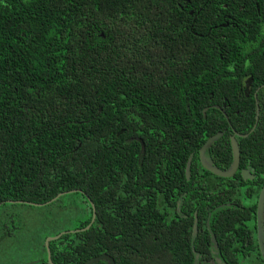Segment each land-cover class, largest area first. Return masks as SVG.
<instances>
[{
	"label": "trees",
	"instance_id": "trees-1",
	"mask_svg": "<svg viewBox=\"0 0 264 264\" xmlns=\"http://www.w3.org/2000/svg\"><path fill=\"white\" fill-rule=\"evenodd\" d=\"M217 133L204 158L228 171L233 137L231 178L199 162ZM262 188L264 0H0V245L26 231L10 260L48 264L90 201L53 264H255Z\"/></svg>",
	"mask_w": 264,
	"mask_h": 264
},
{
	"label": "water",
	"instance_id": "water-1",
	"mask_svg": "<svg viewBox=\"0 0 264 264\" xmlns=\"http://www.w3.org/2000/svg\"><path fill=\"white\" fill-rule=\"evenodd\" d=\"M220 137V134H217L215 136L210 137L209 139L206 140V142L203 144V146L200 148L199 153H198V158H199V162L200 165L202 166V168L208 172H210L211 174L220 177V178H231L232 176H234V174L237 172L238 167H239V162H240V158H239V149H238V145L235 142L234 138L231 137L230 139V147H231V153H232V163L231 166L229 168L228 171L222 172L221 170H218L214 167H212L208 162H206L205 158H204V154L205 152L212 146V144L214 142H216L218 140V138ZM142 144V143H141ZM241 177L246 180L251 178L249 173L245 170L241 171ZM75 193V191H70V192H66V193H61L59 195L56 196V198H54L53 200H51L50 202L43 204V205H36V204H31L28 202H11L9 201L8 204L10 205H26V206H32V207H36V208H41L44 206H47L51 203H53L55 200H57L60 197H63L65 195H70ZM264 192H262V194L260 195L259 198V202L257 205V230H258V246H259V250H260V254L261 257L264 261V232H263V226H262V220L264 217ZM91 208H92V216H91V221L89 223V225L81 230H76V231H68V232H63L55 237H51V238H47L44 246L46 249V255H47V261L49 264H52L51 262V255H50V249H49V242L51 241H56L59 238H61L63 235H67V234H74V233H79V232H84L87 231L91 228L92 224L94 223L95 220V208L92 205V203L89 201ZM212 242L215 244V239L212 237ZM100 262H105L107 264H114V261L105 255L99 256L97 258H93L90 259L89 261H87L85 264H98Z\"/></svg>",
	"mask_w": 264,
	"mask_h": 264
},
{
	"label": "rangeland",
	"instance_id": "rangeland-1",
	"mask_svg": "<svg viewBox=\"0 0 264 264\" xmlns=\"http://www.w3.org/2000/svg\"><path fill=\"white\" fill-rule=\"evenodd\" d=\"M8 209H11V212L16 214V215H19L21 217L22 216H26V219H30L29 221L33 220L34 218H36L38 216L39 213L37 212H31L29 210H26L24 208H17V207H7ZM32 218V219H31ZM29 222H25V224H27V227L28 225L32 226L33 224L32 223H29ZM66 224V223H65ZM62 225H64V221L62 222ZM26 231L25 230H22L18 233L15 234V240H14V243L12 240L10 241H7L5 242L4 244H1L0 246V254L3 255V258L1 259L0 261V264H17L14 260H10V253H11V249L12 250H15L17 252V249H15V247L20 244V243H25L23 237L26 235L25 233ZM2 245H5L4 247H2ZM31 248L30 244L25 247L24 249H29ZM32 257H28L27 259V263L31 262L32 260H29L31 259Z\"/></svg>",
	"mask_w": 264,
	"mask_h": 264
},
{
	"label": "flooded vegetation",
	"instance_id": "flooded-vegetation-1",
	"mask_svg": "<svg viewBox=\"0 0 264 264\" xmlns=\"http://www.w3.org/2000/svg\"><path fill=\"white\" fill-rule=\"evenodd\" d=\"M217 134H220V133H217ZM216 134V135H217ZM215 136V135H214ZM220 137H221V134H220ZM219 137V138H220ZM218 138V139H219ZM231 155H232V153H231ZM213 167V166H212ZM214 168H216V167H214ZM239 168V167H238ZM216 169H218V168H216ZM219 170V169H218ZM243 170H245V169H242L241 171H243ZM238 171V170H237ZM241 171H240V175H241ZM245 171H247V170H245ZM248 172V171H247ZM237 173V172H236ZM235 173V174H236ZM249 173V172H248ZM234 174V175H235ZM249 175H250V173H249ZM233 177V176H232ZM250 177L251 178H249V179H246V180H252L253 178H252V176L250 175ZM262 192H264V188H262L261 189V191L259 192V195H258V197H257V201H256V203H257V205H258V202H259V198H260V195L262 194ZM264 194V193H263ZM256 223H255V233H254V236L253 235H250L249 234V237L250 238H252L253 239V237L255 238L254 240L256 241V244H257V246H258V228H257V208H256ZM263 220H264V217H263ZM263 220H262V223H263ZM196 223V222H195ZM262 226H263V224H262ZM263 228V227H262ZM209 232V231H208ZM263 232H264V228H263ZM195 235H197V233H196V229H195V225L193 226V236H195ZM212 237H213V235H211L210 233H209V240H210V243H212V247H214V248H217V244L215 243H213L212 242ZM214 239H215V237H213ZM215 242H216V239H215ZM259 248V247H258ZM259 256L256 254V252H252L251 253V256L247 259V260H255V264H259V261L258 260H260L262 257H261V254H260V250H259ZM195 260H198V258L196 257L195 258ZM203 260H218L216 257H214V255L212 254V255H209V256H207V257H204V259ZM262 260V259H261ZM1 261V260H0ZM25 260H22L20 263H17V264H22V262H24ZM52 262V261H51ZM47 263H48V261H47ZM26 264H41L40 263V260H32L31 262H29V263H27L26 262ZM49 264V263H48ZM53 264V263H52ZM209 264V263H208ZM211 264V263H210Z\"/></svg>",
	"mask_w": 264,
	"mask_h": 264
}]
</instances>
